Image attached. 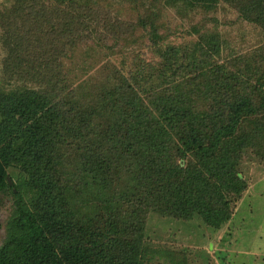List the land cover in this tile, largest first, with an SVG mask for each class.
I'll use <instances>...</instances> for the list:
<instances>
[{
	"label": "trees",
	"instance_id": "16d2710c",
	"mask_svg": "<svg viewBox=\"0 0 264 264\" xmlns=\"http://www.w3.org/2000/svg\"><path fill=\"white\" fill-rule=\"evenodd\" d=\"M128 1L14 0L0 12L5 71L24 84L0 91V196L10 200L0 264H154L142 235L150 211L222 229L248 189L239 152L253 148L264 160V70L247 76L223 62L222 38L208 31L158 49L161 11L150 5L139 23L157 48L155 74L111 71L100 85L71 86L61 71L68 53ZM161 1L189 12L224 2L264 30V0ZM71 148L85 155L82 181L65 173ZM121 167L122 197L100 216L81 212L83 184L107 189Z\"/></svg>",
	"mask_w": 264,
	"mask_h": 264
},
{
	"label": "rangeland",
	"instance_id": "374dc122",
	"mask_svg": "<svg viewBox=\"0 0 264 264\" xmlns=\"http://www.w3.org/2000/svg\"><path fill=\"white\" fill-rule=\"evenodd\" d=\"M13 2L14 0H0V12L9 9ZM152 2L146 6L133 0L122 5L115 2L112 8H108L111 15L110 27L101 28L96 35H93L92 41L81 42L73 49L75 51L73 54L71 51L68 53L70 59L65 62L66 66L61 71H63L62 75L68 76L73 88L84 80L100 85L111 76V71L114 72L113 75L116 72L134 76L140 73L142 77L148 76L151 72L155 74L160 62L157 48L180 47L197 41L198 37L194 30L202 33H205L203 31L218 33L223 42L221 47L223 62H227L229 66L232 62L237 63L244 75L253 76L258 70L261 72L264 70V30L254 23L243 20L235 7L223 2L216 10L200 8L189 12L167 9L161 0L157 3ZM149 5L161 11L159 34L162 36V41L157 48L150 39V30L141 29L139 23L141 17L151 16L146 13ZM109 11L105 10L101 13ZM117 15L122 17L120 22L115 19ZM13 31L17 29L12 28L11 36ZM99 39L102 43H97ZM9 43L5 31L0 30V91L6 92L24 85L19 81L18 76L7 74L5 71L4 61L9 56ZM258 64L260 65L256 66ZM52 70L51 74L57 73V70ZM25 84L38 86L28 82ZM87 140H93L92 133ZM239 154L241 157L239 173L247 182L248 189L244 194L246 201L237 205L236 210L239 209V214L228 223L230 226L227 224L222 229H213L198 217L184 220L150 211L145 216L142 235L151 262L154 264H264V160L253 148L244 149ZM67 158L64 165L65 173L80 181L79 169L85 162L83 151L79 152L71 148L67 152ZM9 172L13 171L9 170ZM122 174L121 167L116 173L117 178L106 185L107 189L94 187L93 184H83L85 193L78 203L81 212L100 216L110 201L121 198L126 190L122 185L125 181L122 179ZM89 180L92 181V178L90 177ZM88 202L89 206H87ZM9 203L10 200L6 196H0L2 216ZM119 211L122 212V205ZM6 221V218L0 219V247L6 237ZM232 230H236L234 235ZM222 232L224 234L221 237Z\"/></svg>",
	"mask_w": 264,
	"mask_h": 264
},
{
	"label": "crops",
	"instance_id": "0c3cea01",
	"mask_svg": "<svg viewBox=\"0 0 264 264\" xmlns=\"http://www.w3.org/2000/svg\"><path fill=\"white\" fill-rule=\"evenodd\" d=\"M249 191V190H248ZM246 201V198H245V196L243 197V199H242V201L240 202V203H243V202H245ZM240 206V205H239ZM239 209L238 210H236V212H235V215H234V217H236L238 214H239ZM233 220V219H232ZM229 225V224H228ZM230 226V225H229ZM236 228V227H235ZM232 231H234L233 232V234L232 235H234L235 234V232H236V230H232ZM223 234H224V232H222V234H221V237L223 236ZM226 234V233H225ZM232 237H234V236H232ZM221 240V239H220ZM232 240V239H231Z\"/></svg>",
	"mask_w": 264,
	"mask_h": 264
},
{
	"label": "water",
	"instance_id": "95a60500",
	"mask_svg": "<svg viewBox=\"0 0 264 264\" xmlns=\"http://www.w3.org/2000/svg\"><path fill=\"white\" fill-rule=\"evenodd\" d=\"M10 184H12V182L10 181Z\"/></svg>",
	"mask_w": 264,
	"mask_h": 264
}]
</instances>
